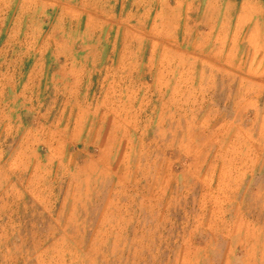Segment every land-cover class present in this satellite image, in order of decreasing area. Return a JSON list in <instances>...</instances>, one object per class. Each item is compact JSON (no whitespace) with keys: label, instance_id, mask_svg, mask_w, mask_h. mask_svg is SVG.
<instances>
[{"label":"rangeland","instance_id":"1","mask_svg":"<svg viewBox=\"0 0 264 264\" xmlns=\"http://www.w3.org/2000/svg\"><path fill=\"white\" fill-rule=\"evenodd\" d=\"M0 264H264V0H0Z\"/></svg>","mask_w":264,"mask_h":264}]
</instances>
